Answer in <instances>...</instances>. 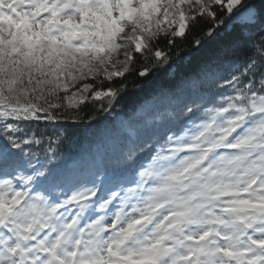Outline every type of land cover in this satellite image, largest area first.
Instances as JSON below:
<instances>
[{"label":"snow or ice","instance_id":"snow-or-ice-1","mask_svg":"<svg viewBox=\"0 0 264 264\" xmlns=\"http://www.w3.org/2000/svg\"><path fill=\"white\" fill-rule=\"evenodd\" d=\"M237 20L259 51L159 150L129 137L70 175L20 126L75 122L167 63L161 43ZM0 264H264V0H0Z\"/></svg>","mask_w":264,"mask_h":264},{"label":"trees","instance_id":"trees-1","mask_svg":"<svg viewBox=\"0 0 264 264\" xmlns=\"http://www.w3.org/2000/svg\"><path fill=\"white\" fill-rule=\"evenodd\" d=\"M207 31L208 28L201 31L197 27L184 37H176L175 44L161 43L160 50L169 57L167 63L148 67L149 74L144 77L134 72L126 78H114L118 82L114 85L116 98L111 103L107 97L98 101L90 99L89 106L78 113L69 109L75 122L41 119L20 126L29 136L35 133L43 140L42 147L37 149L41 158L51 144L57 163L70 175L94 171L114 144L129 137L147 141L153 152L159 150L165 146L166 136L190 126L182 115L186 106L210 107L209 100L218 102L232 94L231 87L213 86L214 81L226 74L225 67L233 64L242 67L254 46L259 51L258 29L251 40L244 39L248 30L243 20L233 21L214 38L203 34ZM197 40L201 42L199 47ZM137 68L143 69L144 64ZM111 83L105 82L104 89ZM57 135L62 142H56Z\"/></svg>","mask_w":264,"mask_h":264},{"label":"rangeland","instance_id":"rangeland-1","mask_svg":"<svg viewBox=\"0 0 264 264\" xmlns=\"http://www.w3.org/2000/svg\"><path fill=\"white\" fill-rule=\"evenodd\" d=\"M129 50H131V49H129ZM80 174H84V173H80ZM99 214L102 215V213H99ZM99 214H98V212H97V215H99Z\"/></svg>","mask_w":264,"mask_h":264}]
</instances>
